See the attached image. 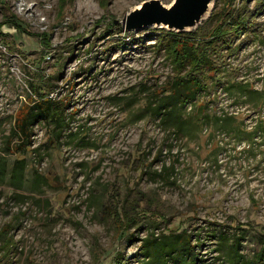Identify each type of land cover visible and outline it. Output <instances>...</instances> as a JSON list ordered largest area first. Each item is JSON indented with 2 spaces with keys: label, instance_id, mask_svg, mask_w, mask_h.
Instances as JSON below:
<instances>
[{
  "label": "rangeland",
  "instance_id": "1",
  "mask_svg": "<svg viewBox=\"0 0 264 264\" xmlns=\"http://www.w3.org/2000/svg\"><path fill=\"white\" fill-rule=\"evenodd\" d=\"M143 1L0 0V228L15 242L13 264H168L152 240L181 231L196 264H228L220 237L242 236L245 256L264 240V136L241 123L260 107L264 122V9L217 0L183 38L203 47L232 32L210 51L178 129L153 108L194 66L167 53L177 36L166 27L127 29ZM218 85L243 101L232 110L245 106L220 130L237 136L202 124L221 106ZM43 95L62 101L67 125L58 135L53 122L34 121L21 151L17 125Z\"/></svg>",
  "mask_w": 264,
  "mask_h": 264
},
{
  "label": "trees",
  "instance_id": "2",
  "mask_svg": "<svg viewBox=\"0 0 264 264\" xmlns=\"http://www.w3.org/2000/svg\"><path fill=\"white\" fill-rule=\"evenodd\" d=\"M216 1L214 2V5ZM262 2V0H255V9H264V4ZM211 13L208 18L211 16ZM238 16L236 17L238 18L236 19V21L239 22L241 18ZM207 19L202 21L196 28L192 29L191 31L177 32L168 30L169 35L175 34L177 38H174V44H169L171 49H169L167 53H170L174 58L177 57L179 60L183 59L184 57L186 59L185 61L188 62L190 60L192 63L191 65L194 66V72L190 73L188 71L187 74H179L176 75V78H172L171 82L169 81L170 87L163 90L164 92L162 91V96L159 100L160 102H158L157 106L153 108V112L158 114L160 113L161 109H164L162 111L164 115L162 121L165 120L170 126L178 129H180L182 123L184 122V118L187 115L185 113V103L188 100H191L194 97V93H196V91L202 86L205 77L201 76L202 72L203 75H205V68L210 69L211 67L210 63L212 62V56H210L209 54L210 51L214 50V46H218L221 44V46L226 45L230 39L228 38L227 40V35L231 37V31L226 33L224 32V30L222 31L221 28V30L213 34H219L218 39H209L208 44L203 47L202 45H200V43L194 45L191 41L183 40V38L186 36H193V34L199 29L200 25H204L206 23L205 21ZM61 103V100L55 101L53 99L46 98L43 95L39 98V100L34 102L31 106L27 107L25 114L20 120V123H18L17 125V135L20 139L18 143H20L21 145V151L22 147H25L24 143L26 144V146L30 145L31 143V127L33 122L36 120H42L47 123L53 122L54 127L58 130V135L60 134L63 127L67 125L66 121L64 122L65 115L63 114V105ZM200 106L206 107L205 104H200ZM212 113L213 114L210 117V115L206 111L203 112V114L207 116H204V118L202 117V124L203 122L206 123L207 121H210L214 124V126H217V129L215 128L216 130H225L224 128H222L223 125L226 124L228 120H233L235 118L232 115L218 116L214 111ZM50 131L51 136L47 137V139L52 140L53 128H51ZM54 137L58 138L59 136ZM12 139L10 136L7 142L8 149L11 147ZM15 145L13 147H15ZM16 161H18L19 165H15L11 169L10 179L15 186H19L22 182L23 177V159H16ZM0 171V175H4L3 167H1ZM7 234L8 232L6 231V229H4V227H1L0 264H13V260L10 261L9 256L14 252L16 253L15 242L13 243L11 235ZM241 237L242 236L233 233L230 238H219L221 240L220 245L222 244L221 249L224 248L226 250L223 254L225 256L226 262L228 264H264V240H261L260 248L256 252H254L251 256H245L239 254L238 252L240 248ZM145 240L147 239H144V241ZM152 242L157 244L154 245L157 246V250H159V253L163 252L167 256L165 261H167L168 264H196V260L201 259L198 258V253L194 251L193 245L191 246V243L189 242V234H187L186 231H181L180 233H175L173 235L163 236V238H153ZM143 248H145L144 250H146L147 244L144 245L143 243L140 250H143ZM186 251L188 253L187 256H185ZM201 264L206 263L201 262Z\"/></svg>",
  "mask_w": 264,
  "mask_h": 264
},
{
  "label": "water",
  "instance_id": "3",
  "mask_svg": "<svg viewBox=\"0 0 264 264\" xmlns=\"http://www.w3.org/2000/svg\"><path fill=\"white\" fill-rule=\"evenodd\" d=\"M215 1L172 0L164 5L160 0H145L130 10L127 29L162 25L172 31H191L208 18Z\"/></svg>",
  "mask_w": 264,
  "mask_h": 264
},
{
  "label": "built area",
  "instance_id": "4",
  "mask_svg": "<svg viewBox=\"0 0 264 264\" xmlns=\"http://www.w3.org/2000/svg\"><path fill=\"white\" fill-rule=\"evenodd\" d=\"M218 88H219V91H222L220 93V95L217 94L218 95L217 97H218V99L221 102V106H220V108H218L215 111L216 115H218V116L236 115L238 113V111H239V108L243 107V109H245V106L235 105V110H232L234 105L232 104L231 100L232 101H236V102L237 101H242V100L241 99H236L234 97L229 96L227 91L223 89V86L218 85ZM230 97H231V99H230ZM234 99H236V100H234ZM257 110L258 111H255L254 109H252V113L253 114L256 113L255 114L256 118L254 120L249 119L247 122H245V119H244V122L241 121L243 128L246 131H250L251 132L250 136H256V137L257 136H264V122L262 124H257V117L260 118V116H263V115H260L261 107L259 109H257ZM212 136H214V135H212ZM216 136H237V135L230 134L229 132L226 133L224 131L218 130L216 132Z\"/></svg>",
  "mask_w": 264,
  "mask_h": 264
}]
</instances>
